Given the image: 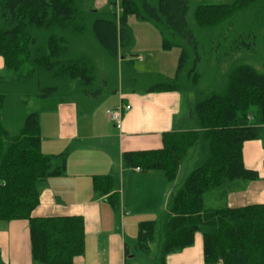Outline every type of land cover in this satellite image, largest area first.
Here are the masks:
<instances>
[{
  "label": "trees",
  "instance_id": "16d2710c",
  "mask_svg": "<svg viewBox=\"0 0 264 264\" xmlns=\"http://www.w3.org/2000/svg\"><path fill=\"white\" fill-rule=\"evenodd\" d=\"M197 1L192 28L187 21L190 0H112L114 9L103 12L86 0H0V222L28 220L33 261L73 264L83 253L84 221L81 216L31 215L38 202L37 183L63 174L66 153L40 151L38 111L23 112L15 130L6 126L1 112L10 97L19 95L34 96L41 110L53 109L67 96L93 97L95 66L81 44L90 35L110 58L123 61L132 41L128 17L134 16L155 26L163 49H180L175 75L157 74L146 90L190 93L193 125L164 132L159 149L123 153V164L159 170L173 182L188 151L198 148L196 165L159 219L139 222L135 253L151 255L160 223L161 243L152 264H165L167 255L192 246L196 233L202 235L205 264H264V203L204 205L206 193L259 176L245 167L242 147L261 140L264 148V73L232 59L235 52L247 50L242 44L251 49L246 40H257L264 29V0ZM227 25L235 28L236 39L221 53L215 32L222 35ZM15 101L16 115L26 101ZM93 186L118 206L110 176H95Z\"/></svg>",
  "mask_w": 264,
  "mask_h": 264
},
{
  "label": "crops",
  "instance_id": "0c3cea01",
  "mask_svg": "<svg viewBox=\"0 0 264 264\" xmlns=\"http://www.w3.org/2000/svg\"><path fill=\"white\" fill-rule=\"evenodd\" d=\"M136 58L143 61L139 54ZM2 68L0 57V71ZM121 104L130 105V109L123 113L117 127L107 113ZM191 106L190 93L183 97L178 91L148 92L145 89L115 92L108 103L88 95L67 96L53 109L40 108V151L45 155L66 153L65 169L63 174L37 183L38 202L31 215L83 218V253L73 264H152L157 258L135 253L138 225L141 221L159 218L166 210L182 169L180 166L175 181L168 182L159 170L126 167L123 153L159 149L164 132L192 127ZM242 156L245 167L258 171V178L217 190L214 201L219 206L216 207L264 203L261 140L244 142ZM98 175L112 178V191L119 198L117 207L109 202L110 194L94 189V177ZM205 200L206 195L204 205ZM28 225L26 219L0 222L3 264H40L31 258ZM165 264H205L202 235L196 233L192 246L167 255Z\"/></svg>",
  "mask_w": 264,
  "mask_h": 264
},
{
  "label": "rangeland",
  "instance_id": "374dc122",
  "mask_svg": "<svg viewBox=\"0 0 264 264\" xmlns=\"http://www.w3.org/2000/svg\"><path fill=\"white\" fill-rule=\"evenodd\" d=\"M112 0H86L85 4L93 9L103 12L109 11L112 8ZM234 0H207L209 3H232ZM197 0H190L189 11L187 15V21L189 25L194 28L195 21L193 19V11L197 4ZM117 10L120 9V5L117 1ZM128 24L132 32V41L128 49L124 52L125 59H112L103 50L95 40L89 35L86 40L81 44V49L86 51L91 57L95 66V80L92 83L90 89L95 91L93 98L101 103H105L109 98L115 97V92L131 90L143 91L152 86L157 74L172 77L175 75L176 68L180 57V49L173 47L165 50L162 48V38L155 26L150 22H144L137 20L134 16L128 17ZM229 29L223 30L222 35L219 32H215L214 37L219 41L222 46L221 53L227 51L229 46L232 45L233 40L236 39L235 28L227 25ZM221 37V38H220ZM252 45L251 49L242 46L247 49L245 51L235 52L236 62H245L256 66L260 72L264 73V29L259 30V36L257 40L248 39ZM136 54H139L143 61L136 58ZM230 58H225L227 63L232 61ZM227 64H224L225 67ZM181 94L187 96L189 94L186 91H181ZM17 100L26 101L23 106L19 107V112L14 114L15 104ZM184 110L186 104L182 103ZM182 107V108H183ZM38 111L40 113V104H38L35 97H28L25 95H19L18 97H10L6 101L5 108L1 112V117L9 129L15 130L20 124L21 114ZM15 117V120L13 118ZM198 160V148L192 147L181 164V174L178 180L177 187L181 184L187 174L194 168ZM176 187V188H177ZM216 191L206 193L205 208L219 206L217 201H214V195ZM156 218L155 220H158ZM161 228L160 223L157 224L155 241L152 244V258L158 256L159 246L161 243ZM154 255V256H153ZM151 257V256H150Z\"/></svg>",
  "mask_w": 264,
  "mask_h": 264
},
{
  "label": "built area",
  "instance_id": "2783aa9c",
  "mask_svg": "<svg viewBox=\"0 0 264 264\" xmlns=\"http://www.w3.org/2000/svg\"><path fill=\"white\" fill-rule=\"evenodd\" d=\"M129 109L130 105L127 104L115 106L108 111V118L115 126L119 127L122 121L123 113ZM137 170H139V168H137Z\"/></svg>",
  "mask_w": 264,
  "mask_h": 264
}]
</instances>
